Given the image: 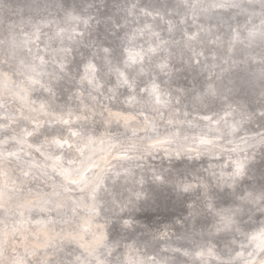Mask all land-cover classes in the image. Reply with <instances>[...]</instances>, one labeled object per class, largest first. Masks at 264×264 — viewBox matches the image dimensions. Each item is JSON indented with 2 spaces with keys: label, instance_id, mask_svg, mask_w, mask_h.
Segmentation results:
<instances>
[{
  "label": "clouds",
  "instance_id": "obj_1",
  "mask_svg": "<svg viewBox=\"0 0 264 264\" xmlns=\"http://www.w3.org/2000/svg\"><path fill=\"white\" fill-rule=\"evenodd\" d=\"M0 264H264V0H0Z\"/></svg>",
  "mask_w": 264,
  "mask_h": 264
}]
</instances>
